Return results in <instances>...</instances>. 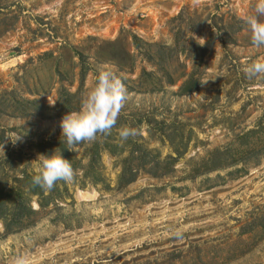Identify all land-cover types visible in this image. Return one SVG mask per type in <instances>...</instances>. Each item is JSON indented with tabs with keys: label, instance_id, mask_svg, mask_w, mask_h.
<instances>
[{
	"label": "rangeland",
	"instance_id": "rangeland-1",
	"mask_svg": "<svg viewBox=\"0 0 264 264\" xmlns=\"http://www.w3.org/2000/svg\"><path fill=\"white\" fill-rule=\"evenodd\" d=\"M255 3L0 0V188L35 174L38 154L62 153L38 144L61 137L63 115L79 111L100 70L125 89L111 131L70 150L74 182L46 191L45 207L31 195L38 213L20 230L7 233L0 218V264H264V75L243 71L264 61L245 23ZM175 33L187 47L212 41L198 70L195 54L175 52L167 76L133 35L174 47ZM193 71L201 84L181 94ZM28 100L39 106L22 112ZM125 126L138 134L121 141ZM135 144L148 162L134 161L137 179L121 185ZM217 149L226 162L213 169Z\"/></svg>",
	"mask_w": 264,
	"mask_h": 264
},
{
	"label": "clouds",
	"instance_id": "clouds-1",
	"mask_svg": "<svg viewBox=\"0 0 264 264\" xmlns=\"http://www.w3.org/2000/svg\"><path fill=\"white\" fill-rule=\"evenodd\" d=\"M255 15L248 16L245 23L250 31L251 43L256 47L264 46V0H256ZM244 74L251 79L264 75V61H254L243 68ZM125 99V89L119 78L111 71L100 70L94 86L83 94L79 111L67 112L60 121L61 136L66 140L68 149L82 142L94 141L98 134L111 131L117 121L119 111ZM137 130L130 127L119 129L121 141L135 137ZM35 174L32 184L42 190L50 191L58 181L71 184L75 171L62 153L38 154L34 160ZM16 264H24L18 258Z\"/></svg>",
	"mask_w": 264,
	"mask_h": 264
},
{
	"label": "trees",
	"instance_id": "trees-1",
	"mask_svg": "<svg viewBox=\"0 0 264 264\" xmlns=\"http://www.w3.org/2000/svg\"><path fill=\"white\" fill-rule=\"evenodd\" d=\"M181 37L179 36V33H175V45L174 47H166L161 46L158 44H151L146 43L143 41L140 37L137 35H133V43L137 49H142L143 46H146L149 50L148 53L153 50V48L156 50L154 53H150L149 59L156 63L157 65L161 66V68L164 70V73L167 74V76H170L169 72L165 68V65L168 62V59H171V57L174 55L175 52H188L190 54H195L194 60H195V70H198L197 65H200L202 63L203 57L206 54L208 45L211 44L212 38L207 42L206 46L200 47L197 49L194 48L193 44H189L188 47L186 45L181 44L180 41ZM199 47V46H198ZM150 48V49H149ZM147 52V51H146ZM157 61V62H155ZM197 64V65H196ZM144 75L151 76L152 73L148 71H143ZM173 78H169V82H173ZM201 84V78L197 75V71H193L190 75L187 76V78L182 82V85L180 86V93L181 94H189L193 91H195L199 85ZM7 102V99H3V96H0V106H5ZM38 101L37 100H28L25 103L19 104L20 108H22V112H28V111H35L36 108H38ZM67 106H69L70 102L69 100L66 101ZM72 109L67 110V112H71ZM3 141L2 135H0V144ZM79 145H83V142ZM137 145V144H135ZM41 151L46 152V150H50L53 147H57L61 150L62 155L65 159H68L71 163V166L76 168L78 166V163L74 162L73 156L70 153L71 151L68 149V145L66 144V140L63 136L60 138H54L52 140H48L45 142H41L38 144ZM78 146V145H76ZM142 145H137L133 147L130 151V155L123 159L122 161V171L119 176V183L121 185H127L131 182L135 181L139 175V170L135 169L133 167L134 161L139 162L141 166H144L148 162L147 154L149 153L146 149L143 151ZM215 153L219 156H215L213 158L214 163L213 169H216L218 167L225 166L226 157L222 158L224 155H227V153L224 154L223 151L217 149L215 150ZM222 155V157H221ZM100 158V146L99 143H95L92 152H91V158L89 163V169H92L94 165H96L99 162ZM173 160H176L175 158H172ZM172 160V161H173ZM222 160V161H220ZM224 160V161H223ZM157 162V161H156ZM160 162L158 161L156 166L159 168ZM34 174H25L21 178H17L16 184H13L10 189H6L4 187L0 188V218L4 220V226L7 233H11L16 230H20L25 225L30 224L33 222L34 217L37 215V210L34 209L31 205V195H38L46 200V203H40L42 207H45L49 200L50 195H46V191L40 189L37 186H34L32 184V176ZM161 173H155V176H160Z\"/></svg>",
	"mask_w": 264,
	"mask_h": 264
}]
</instances>
